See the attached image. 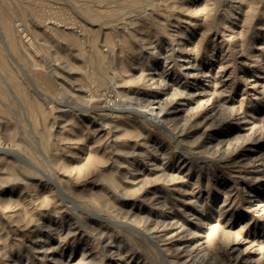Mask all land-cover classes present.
Instances as JSON below:
<instances>
[{"label": "rangeland", "instance_id": "rangeland-1", "mask_svg": "<svg viewBox=\"0 0 264 264\" xmlns=\"http://www.w3.org/2000/svg\"><path fill=\"white\" fill-rule=\"evenodd\" d=\"M0 27L30 75L0 42V264H264V0H0Z\"/></svg>", "mask_w": 264, "mask_h": 264}, {"label": "bare ground", "instance_id": "bare-ground-1", "mask_svg": "<svg viewBox=\"0 0 264 264\" xmlns=\"http://www.w3.org/2000/svg\"><path fill=\"white\" fill-rule=\"evenodd\" d=\"M1 28V27H0ZM1 30V29H0ZM2 32V31H1ZM0 32V42L2 43V45H3V47H2V50L3 51H5V55H7V56H5V57H10V58H12V60L16 63V65L21 69V71H22V74L24 75V77H26V78H28V79H30V75H29V73L26 71V69L23 67V65H21V63L19 62V59H18V57H16L15 56V54L13 53V49H14V45L13 44H11L10 45V43L6 40V38H5V36H4V34L3 33H1ZM21 39V38H20ZM20 42V41H19ZM22 45V49H24L25 51H27V48L25 47V44L24 43H20V46ZM28 52V51H27ZM1 53V52H0ZM34 60V59H33ZM0 63L2 64V59H1V57H0ZM34 63H35V61H34ZM51 71V70H50ZM52 75H53V73H51ZM1 78H2V76H1ZM4 79V78H3ZM5 80V79H4ZM6 81V80H5ZM12 82H13V84L15 85V87H16V89L19 91V89H21V88H19V84L17 83V82H15L14 81V79H12ZM37 90V89H36ZM11 92H13L12 90H11ZM36 92V91H35ZM41 94V93H40ZM13 95V94H12ZM39 95V94H38ZM14 97V96H13ZM15 98H16V96H15ZM17 99V98H16ZM17 101H19V100H17ZM50 101V100H49ZM107 106H109V105H107ZM110 107V106H109ZM108 107V108H109ZM114 107V106H113ZM129 106L127 105H122V107H121V109H124V108H128ZM107 108V109H108ZM133 108V107H132ZM111 109H112V107H111ZM114 109V108H113ZM117 109H119V108H117ZM129 109V108H128ZM135 110H137V109H135ZM151 114H153V113H151ZM153 116H155V120H159V118L156 116V115H154L153 114ZM9 152H11V151H9ZM14 154H16L15 152H14ZM19 155V154H18ZM20 158H23V157H21L20 156ZM24 159H26V158H24ZM27 160V159H26ZM27 164V163H26ZM32 167V166H31ZM48 176H50V175H47V177ZM49 180H51V179H49ZM55 180V179H54ZM51 181H53V180H51ZM56 188H57V190L63 195V196H65V197H67L68 199H70V200H74V197L71 195V194H69L63 187H61L60 185H56ZM62 195H60L61 197H62ZM76 203V202H75Z\"/></svg>", "mask_w": 264, "mask_h": 264}]
</instances>
